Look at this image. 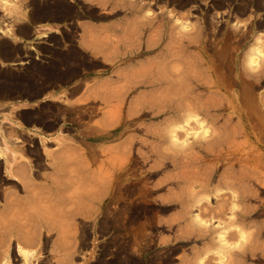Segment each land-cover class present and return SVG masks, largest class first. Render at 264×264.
Listing matches in <instances>:
<instances>
[{
  "label": "rangeland",
  "instance_id": "374dc122",
  "mask_svg": "<svg viewBox=\"0 0 264 264\" xmlns=\"http://www.w3.org/2000/svg\"><path fill=\"white\" fill-rule=\"evenodd\" d=\"M4 1L6 0H0V52L17 60L14 61L16 63L0 66V101L33 98L46 88L70 84L74 77L81 76L78 82L69 86L74 91L64 90L58 96V100L36 102L32 104L33 106L24 109H16L6 103L0 106V147L5 148V151H2L4 160H10L9 163H13L12 165H15L14 162L18 160L22 163L19 164L21 167L24 164L22 159L30 160L31 168L28 166L30 169L27 165H24L25 169H23L24 166L19 168L22 172L26 170L27 173L28 169H32L29 171L31 178H34V183L38 185L40 183L39 186L35 184L36 190H41L42 186H52V183L58 184L57 182L62 180L58 186L62 187L63 182H68L63 183V186L68 185L67 188L70 190L69 193H67L69 190L66 191L65 195L67 193V195L79 196L83 193L81 196L85 199L87 196H83L84 193L88 190L87 195L91 192L90 190H94L93 184L102 171V161L121 156L124 145L129 141V144L132 143V146L128 144V152L132 153H130L131 156L135 157L133 150L137 147L148 158H145L143 165L134 163V158L129 156L131 166L129 170L127 168L123 170L125 180L123 185H120L122 188L119 193L116 192L118 198H106L107 201L105 200L102 207L94 201L90 212L65 217L58 208L44 211L49 201H39V203L36 200L39 204L36 203L40 221L45 226L39 224L36 234L37 245L34 244L36 247L32 245L36 249V256L33 258L35 262L37 264H196V255L200 252L195 250L202 247L204 238H196L191 233L193 227L196 228L195 225L189 221L188 224L184 220L185 218L189 220L188 216L196 213V207H191V213L186 214L182 219L179 213L183 211L180 208L167 210L164 207L166 196L180 193V189L175 185L180 180L177 176L187 168L185 163H175L169 158L165 159L164 163V159L158 160L160 157L153 156L155 154L150 148H152L151 144L157 143V140L156 135L151 133L155 124L150 122L157 123L159 118L157 117L158 120H156L144 115L133 101L130 112L133 114L131 116L134 125L131 123L127 129V125L122 124L112 138H98L102 132L101 125L116 128L121 121L118 117L126 110L124 108L126 99L133 96L136 98L137 91L132 87V82L137 79L138 71L150 59L163 60L164 58L170 63L175 62L176 59H181L182 63L201 62L200 73L208 76L209 83H211V77H214L216 81L218 78H224L226 93H217L214 96L217 101L215 106L218 107L217 114L220 113V116L214 124H207L209 134L207 133L206 138L210 136L209 140L213 144L211 151L216 156L211 162L200 163V168H193L201 172L206 166L214 177L206 191L195 188V199L204 204L208 198L211 207L217 209L223 205L222 203L227 204V207L230 206L231 203H227L231 201L229 196L236 195L235 193L242 194L244 191L243 205L237 203L233 210L225 208L222 218L214 215L211 219L205 220L207 222L209 220L208 223L211 221L212 226L222 223L227 229L231 228L229 231L235 234L234 229L237 226L230 219L232 212L239 213L240 210H244L246 221L241 243L237 235V238L235 235L229 238L230 241L233 240L231 243H237L233 251L243 248L247 250V253L254 252L252 255L246 254L245 261L240 264L245 262L246 264H264V57L255 67L249 66L244 57L255 37L258 36L260 42L264 41V0H136V2L133 0L137 5L145 4L147 7L144 6L143 9L132 7L128 9L129 4L123 7L110 5L115 4V1L103 3L98 0H72L71 4H68L65 0H31L38 11L42 13L47 11L49 14L52 12L56 18L63 16L65 20L69 15L81 14L92 22L96 21V32L103 49L102 51L101 48L91 49L93 52H101V56H90L85 51L73 46L69 47L61 34H58V37L56 35L47 37L44 35L45 31H41V35H44V39L50 40L52 44L49 47L32 48L30 43V48H27L14 43L13 40L17 39V36L15 32L13 36L11 25L13 21L21 17L20 14L16 16L19 11L17 7L19 6L20 10L22 8L27 10L30 0H9L16 5V11L11 9L8 1L6 3ZM148 8L149 10L140 12ZM134 13L139 15H136L137 17L129 15ZM167 13L170 14V18H178L179 23L181 21L190 23V30L187 28V31L181 33L176 28L172 32L170 23H167V26L161 25L159 16L165 17ZM122 14L128 16L122 17ZM148 16L151 19H148ZM163 21L166 22V20ZM3 24H6L5 27H1ZM159 25L163 28L159 29ZM231 25L235 29L234 32L231 30ZM166 32H172V35ZM251 32L254 38L250 35ZM73 35L74 30H69L65 34L67 37H73ZM173 36L178 37L177 42H172L173 38L172 40L170 38ZM146 37L148 39L162 37L161 42H163L160 44L163 47L166 45L165 48L173 51V55L170 52V56L164 54L154 57L155 53L148 52L146 49L149 44ZM92 39L95 40L96 36H92ZM160 44L152 46L151 50L160 47ZM178 44L188 47L186 54L175 53V46ZM41 48L46 50V61L43 60ZM199 91L206 92L201 89ZM75 92H78L77 97H73ZM112 105L116 107L117 116L116 114L114 116L112 112L108 113V107ZM222 120L228 123L227 135L223 134V128L220 127ZM141 121L144 127L140 126ZM35 126L39 132L32 131ZM192 126L189 125V127ZM47 130L55 133L53 135L47 133L48 137H51L45 138L42 132ZM147 131H150L151 135ZM190 132H201V130L198 126H194ZM4 133L8 135L6 138ZM35 133L39 134L37 135L40 139L38 143ZM200 136L182 135V137L177 136V139L178 142H182L188 138L187 141L192 143L196 139L200 140ZM215 136L219 137L213 141ZM215 141H218L217 146ZM122 143L125 144L122 145ZM115 145L117 147L121 145L123 152L118 151L120 147L116 148ZM169 145L166 142L162 147H165L167 152H172ZM192 150L196 152L197 146L190 151ZM91 151L95 155L94 158L90 155ZM16 158L18 159L15 160ZM4 160H0V230L6 228L7 232L5 231L6 234H3L2 238L0 237V264L5 261L4 254L9 264H24L22 257L16 255L14 251L15 236L9 233L10 223L13 221L10 220L13 217L9 213L12 211L6 208L11 201V192L16 193L18 198L21 196V199L30 196V189L24 185L29 184L26 182L30 181L29 173L25 174L28 178L25 175L22 178L26 183L20 182L22 184L17 186L10 183L6 180L2 169ZM159 161L163 164L161 165ZM109 163H111L110 160ZM150 166L153 168L149 169ZM22 172L19 173L24 174ZM58 175L62 177L59 178ZM147 186L150 191L148 189L144 191ZM190 187L184 188V192L190 191ZM47 192H51L50 188H47ZM61 194L58 193L60 197H63ZM41 203L45 206L44 210ZM200 212L198 214L201 217ZM42 219L46 223H43ZM226 220L229 222L227 223ZM190 228L192 229L189 230ZM193 242L194 247H199L190 248ZM5 248L8 249V253H4ZM213 251L215 250L205 251V256L212 255L214 262L212 261L211 264H217L219 257ZM225 253L227 254L224 256L225 259L223 258L225 261L221 264H232L233 258L229 252Z\"/></svg>",
  "mask_w": 264,
  "mask_h": 264
},
{
  "label": "bare ground",
  "instance_id": "6f19581e",
  "mask_svg": "<svg viewBox=\"0 0 264 264\" xmlns=\"http://www.w3.org/2000/svg\"><path fill=\"white\" fill-rule=\"evenodd\" d=\"M7 1L9 2L8 4L11 5L10 6L11 9H13L15 11L17 9L19 10L17 12L18 14H21L22 12H24V13L26 12V10H24V11L22 9L20 10L19 6L16 9V5L14 3H10L11 1H9V0H6L4 2L6 3ZM99 1H101V0H98V2ZM102 1L104 3L105 0H102ZM106 1H109V0H106ZM135 2H136V0H135ZM135 2L133 0H115V4L112 3L110 5L123 7L124 5L129 4V6H127L128 9H129V7H130V9H131V7L137 8V9H141L142 7L143 8L147 7L145 4L137 5V4H135ZM5 3H4V5H7ZM114 6H111V7H114ZM11 9H9V10H11ZM6 10H7V8H6ZM144 10L145 11L149 10V8L144 9ZM143 11H140V12H143ZM24 13H22V15L26 14V13L25 14ZM132 13H133V11H132ZM166 15L167 16L163 15L165 17H162L161 15H160L161 17L159 16V19H160L159 23H161V25H164V26H167V23H170L169 26H170V29L172 32H173V29L178 28L180 30V32L182 33L183 31H187V28L189 29V26H191L190 23L187 24V23L182 22L181 20H180L181 23H179L178 18H170L169 13H167ZM145 17L147 18L146 14H145ZM148 19H151V18L149 17ZM169 19H170V22H169ZM163 20H166V22ZM161 25H159V27ZM234 26H236V25H234ZM162 28L160 27L159 29H162ZM184 29H186V30H184ZM163 30H165V29H163ZM231 30H232V32L235 31V29L232 25H231ZM160 31L162 33V30H160ZM172 32H168V33L170 35H172ZM12 33L14 36V31ZM168 33L166 32V34H168ZM170 35H169V37H170ZM242 35L244 38V36H245L244 33ZM250 35H252V32L250 33ZM252 36L254 38V35H252ZM172 38H173L172 42H177L178 37L173 36L170 39L172 40ZM260 38H261V36H260ZM161 40H162V37H156L155 39H152V38L148 39L149 44L147 45L146 49L148 50V52H154L155 53L154 57L163 56L164 54L165 55L169 54L167 56H170L171 51H168L167 47L165 48L166 45L164 47L161 45L163 42V41L161 42ZM260 41H259L258 36L255 37L254 42L252 44H250V46L247 48V50L245 52L244 57L246 59V63H248V65L251 67H255V66L259 65L261 59L264 57V52H263L264 41H262L263 43ZM160 42H161V44H160ZM157 44H160V47H157L156 49L151 50L152 46H155ZM243 45L245 46V44H243ZM175 47H176L175 53H181V54L185 53L186 54V52L188 51L187 46L184 47L183 45L178 44ZM172 52H171V54H172ZM154 59L153 60L150 59L148 62H146L145 65L142 67V69H140L138 71V73L136 75L137 79L133 80L132 87L136 89L137 95H136V98L134 96L130 97V98L128 97L127 99L125 98L126 102L124 104V106H125L124 108H126V110L122 112V115L120 117H118V119L121 118L120 124L119 125L117 124L116 125L117 127L113 128V129H112V127H107L105 124L101 125L100 131H102V132L100 135H98L99 136L98 138H100V139L101 138L106 139L109 137L112 138L114 133L116 132V130L122 124H126L127 129L130 127L131 123H132V125H134V122H133L132 116H131L133 114L130 112V107H131V104H133V101L135 104H137L139 106V110H142L141 112H143L144 115H147L150 118H155L156 120H158L157 119V117H158L159 120L157 123L150 122L151 124H155V127L153 126V128H154V130L156 128V132H154V130H151V133L153 135L154 134L156 135L157 143L156 142H154V143H156L158 145V146H156V144H151L153 149L149 147L152 150V152H154V154H155L153 156L160 157V158H158V160L161 158L164 159L163 160L164 163H165V159H167V158L173 160V162H175V163H177V162H180L182 164L185 163V167L187 168L186 171H184V172L181 171L179 173V175L177 176L179 178L176 177L177 179H180L175 184L178 186L177 188L180 189V191H179L180 193H178L177 195L172 193L173 195L171 194L169 196H166V198L164 199V201H165L164 207L167 208V210L171 209V208H175V207L180 208L183 211L182 213H179V214H181V216H180L181 219L184 218L186 214L191 213V207H193V206L196 207V213L190 214L188 216L189 220H187V218L184 219L185 221H187V223L189 221V223H192L195 225L196 228L193 227V229L190 228L189 230L192 229L191 233H193L196 238H198V239L204 238L203 244L201 243L202 240H200L201 242L199 241L202 244V247H200V249L197 248L199 246L194 247V242H193V246L190 247V248H192V247L197 248L195 251L200 252L198 255H196V258H197V260L195 261L196 264H211L212 261L214 260V258L211 257L212 255H210L209 257L205 256L206 255L205 251L208 252L210 250H215V251H213V253L218 255L217 257H219V260L218 259L217 260L219 262H217V264H221L225 261V260H223L224 256L227 255L225 252H229L230 256L233 258L232 264H240L243 261H245L246 254H248V253H250V255L254 254V252H252V251H248V253H247V250L243 249V248L239 249L237 251H233L234 248L237 246V243H231L233 240L232 241H230L231 239L229 240V238H232L233 235H235V236L237 235L240 237V239L239 238L238 239L240 240V243H241V240L243 239V234H244L243 226H244L245 221H246V213L244 212V210L243 211L240 210L239 213H233L232 212V215H231L232 217L230 219L237 226V227L235 226L237 229L236 228L234 229L235 234L233 233V231H229L231 228L227 229L222 223L216 222L217 224L212 226L210 224L211 221H210V223H208L209 220L207 222V220H205V219L206 218L211 219L212 217H214V215L221 216V218H222V216L225 213V208L233 210V209H235V206L237 203L245 202L244 201L245 195H243L244 191H243V193L241 191L242 194L235 193L236 195H232L231 197L229 196V199L231 198V201H229V202L227 201V203L228 204L231 203L230 206L228 205V207H227V204L225 205V203H222L223 205L222 206L218 205L219 207L217 209H214L213 207H211V205L209 204L208 198H206V203H204V204L200 203V201L195 199V193H194L195 188H197V187L200 188L201 191H203V190L206 191L209 184H210V181L214 177L212 172L207 170L206 166H205V170H203L201 172H199L197 170H193V168L194 167L200 168L199 167L200 163L211 162L213 157L216 156V155H214L213 151H211L212 150L211 145H213V144L209 140L210 136L208 139L206 138L208 136L207 133L209 134L208 129H207V124H214L215 121L217 120V118L220 116V113L217 114L216 108H218V107H215L217 105L216 104L217 101H216L214 96L217 95V93H221V94L226 93V84H225L224 78L223 79L218 78L216 81V79H214V77L213 78L211 77V83H209V81L207 82L208 76H206L205 73H200V68L202 67L201 62L199 63V62L195 61V64H193L194 62L193 63H187V62L182 63V62H180L181 59H176L175 62L170 63L169 61H165L164 58H163V60H156V59L154 60ZM165 59H167V58H165ZM198 61H200V59ZM243 64H245L244 61H243ZM202 70H203V68H202ZM207 70L209 71L208 68H207ZM209 72H211V70ZM200 89L204 90L206 92L202 93L199 91ZM108 109H109L108 113L112 112V114L115 116L116 107L114 105H112V106H109ZM116 116H117V114H116ZM141 123H142V121H141ZM141 123H140V126L144 125L143 123L142 124ZM150 123L148 122V124H150ZM137 124H139V123L137 122ZM227 124L228 123L225 120H222V122L220 124V127L223 128V131H224V132L223 131L222 132H223V134L225 133V135H227L226 134ZM135 125H136V122H135ZM146 125H147V123H146ZM189 125H193V126L189 127ZM194 126L195 127L198 126V128L201 130V132H195V133L190 132V130ZM142 127H144V126H142ZM148 127H149V125H148ZM134 128H136V127H134ZM138 128H140V127H138ZM124 130H126V129H124ZM229 131H230V129H229ZM148 132L151 135L150 131H147V133ZM191 134L196 135V136L201 135L200 136L201 139L200 140L196 139L197 141L195 140V142L191 143V142L187 141L188 138L187 139L183 138L184 140L182 142H178V139H177L178 137H182V135L185 136V135H191ZM153 135H152V137H153ZM6 136H8V135L5 134L4 137L6 138ZM217 137H219V136H217ZM217 137L215 136V138H213V141L215 139H217ZM125 141H127V140H125ZM129 142H128V144H129ZM166 142L170 144L169 146L172 149V152H169V151L167 152V150L164 149L165 147L164 148L162 147V145H165ZM123 144H125V143H122V145ZM128 144L126 143L124 145V152H123V147L121 145L118 146V147H120L118 151L123 152V154L121 156H118V158L107 159L105 161L104 160L102 161V167H101L102 171H100L101 174L99 173L100 174L99 176L97 175L98 178L97 179L95 178L96 180H95V183L93 184V185H95L94 190L93 191L90 190L91 192H88V194L86 195V193L88 191L87 190L84 193L85 195H83V196H87V197H85V199H83V197L81 196V194H83V193L79 194V196H71L69 194L67 195V193L70 192L69 188H67L68 185L63 186V183H65V182H63L62 187H59L58 184L60 181H62L60 179H59L60 181L58 180L59 182H57V180H56V182L58 184L52 183V182H54V181H52L51 182L53 184V185L51 184L52 186L49 185V187H47L46 185H44L47 188H50L51 192H47V188L43 187V186L41 188V190H43V191L36 190V188H37L36 186L38 185V183L37 184L34 183L35 182L33 180L34 178L32 179L31 174L29 173V171L32 170V169L29 170L31 168V161L27 160V159L23 160L22 158H20V160L22 159L21 161L24 162L22 167L24 165H27V167L28 166L30 167V168L28 167L29 168L28 169L29 178H28V176L25 175L27 173V171L23 170V169H25V166L22 169L23 172L19 168V167H21V165H19V164H22V163L17 160L18 158L15 159V160H17V162L16 161L14 162L15 165H12L13 163H9L10 160L9 161L4 160V155H3L2 151H5V148L3 149V147H0V160H4L3 161L4 166L2 169L4 171V176H6V180L9 181L10 183L16 185V186L19 184H22L20 182H23L24 179L22 180V178H24L25 176L30 180V181H26V182H29L28 185H26L27 184L26 182H23V184L26 183V184H24L25 187L26 188L28 187L27 189H30V192H29V190L26 189V191H28L30 193V196L28 198L26 197L25 199L24 198L21 199V196H20V198H18L16 193L11 192V194H10L11 201L9 202V205L7 204L8 207L6 208L7 210L12 211V213H9L10 215L12 214V217H13L12 219H10L13 221L10 223L11 225L9 224L10 225V227H9L10 232L9 233H11L12 236H15V238L13 237L15 239V242H16L15 245H13L14 249H15L14 251H16V255L22 257V261L24 264H37L35 262V259H33L36 256V249L34 248L36 246L34 244L37 245L36 234L38 233V228L40 227L39 224H42V222L40 221V217H39L40 215H38V210H37L38 209L37 205H39L38 202L39 201L45 202V200L49 201L48 204L46 205V208H45L46 210L43 209L45 207V206H43L44 204L43 203H41L42 205L40 204L41 207L43 206L42 209L44 211H48L47 209L51 210L54 208H58L65 217L66 216L70 217V216H73L75 214H79L81 212L89 211L93 205L92 202H94V201H97L101 206V205L105 204L104 202H105L106 198H112V199H114L113 197L118 198V196H116V192H117V194L119 193L120 188H122V187H120V185L121 184L123 185V181L125 180V178H123V174H124L123 170L126 168L128 169L129 166H131L129 156H131L132 153L130 152L131 153L130 154L128 152ZM131 144L132 143H130L129 145H131ZM194 144H196V145H194ZM140 145H141V143H140ZM142 145H144V143ZM217 145H218V143L215 146H217ZM196 146H197L198 150L196 152H193V150H192V152H191L190 150ZM7 147H8V145H7ZM113 147H112V149H113ZM115 147L118 148L117 145H115ZM121 147H122V149H121ZM133 148H135V147H133ZM170 148H168V149H170ZM129 151H130V149H129ZM133 151H135V153H134L135 157H134V155L131 157L134 158V161H133L134 163L143 164L146 161V159H148V158H146L147 155H144L143 152L141 153L140 149L138 150L137 147H136V150L134 149ZM200 151H202L203 153H199ZM92 152L93 151L90 152V155L92 158H94L95 155ZM178 152H181V153H178ZM57 154H59V153H57ZM14 156H16V155H14ZM109 160L111 163H109ZM6 161H7V163H6ZM86 161H88V160H86ZM25 163H27V164H25ZM106 163H109V164L105 165ZM162 164L163 163H161V165ZM61 165H62V163H61ZM157 165H156V169H158ZM17 166H18L20 171L18 170V168H16ZM150 168H153V167L150 166L149 169ZM19 172H22L24 174H21ZM86 172H88V170ZM28 173H27V175H28ZM154 174H156V173H154ZM23 175H25V176H23ZM66 176H64V178H66ZM60 177H62V176H59V178ZM176 178H175V181H176ZM68 179H69V177H68ZM92 182H94V180ZM66 183H68V182H66ZM35 184H36V186H35ZM24 185H23V187H24ZM39 185H40V183H39ZM188 186H191L190 191H187L185 193L184 188H188ZM90 189H91V187H90ZM147 189L150 191V188H148V186L144 189V191H146ZM37 191L39 192V194H37L38 193ZM66 191H68V192L65 195L64 193ZM58 193L59 194L62 193L63 197L62 196L60 197V195H58ZM76 193L78 195L79 192L77 191ZM73 194H74V192H73ZM27 195H28V193L26 194V196ZM229 195H231V194L229 193ZM36 200H38V202H36ZM36 203H37V205H36ZM243 204L244 203H242V205ZM1 210H2V208H1ZM197 210H198V212H200L199 210H201V212H200V214L202 215L201 217L199 216ZM47 213H49V212H47ZM40 214H41V211H40ZM50 214H51V212H50ZM203 216L205 218H203ZM178 218L179 217H177V219ZM49 219L51 220V217ZM42 221H43V219H42ZM222 222H225V221H222ZM228 222L229 221H227V223ZM43 223H46V222L43 221ZM42 225H44V224H42ZM49 225H50V223H49ZM44 226H42V227L44 228ZM189 227H191V226H189ZM45 230H46V228H45ZM5 231H6V228H5V230L4 229L0 230V237L1 238H2L3 234L4 235L6 234L7 231L6 232ZM237 236H236V238H237ZM195 241H197V239ZM22 245L24 247H22ZM32 245H34V247ZM25 246L26 247L28 246L29 249H27L28 247L25 248ZM7 250L8 249H6L4 251V253L7 252ZM201 256H203V257H201ZM4 257H5V259H4L5 261L3 264H9V262L7 261L8 258L6 257V254H4ZM245 264H246V262H245Z\"/></svg>",
  "mask_w": 264,
  "mask_h": 264
},
{
  "label": "crops",
  "instance_id": "0c3cea01",
  "mask_svg": "<svg viewBox=\"0 0 264 264\" xmlns=\"http://www.w3.org/2000/svg\"><path fill=\"white\" fill-rule=\"evenodd\" d=\"M67 1L68 4H71L72 0H65ZM76 1V0H74ZM102 1V0H101ZM106 1V0H105ZM112 1V0H109ZM115 1V0H113ZM30 6L26 10L22 8V10H26V14L22 15L18 20L12 22V29L15 32L17 39L13 40L15 43L21 44V46H25L27 48H30V43L32 44L31 47L35 46H42V47H49L51 46L50 40H46L43 38L44 35L52 36L56 35L57 37L59 36L58 34H61L64 38V41L67 43V45L73 46L77 48L78 50L85 51L87 55L90 56H101L102 53L99 51L93 52L91 48H101V51L103 49V45L101 44V41H99L98 38V32H96V21L92 22L88 18L82 16L81 14L79 16L75 15H69L67 18L61 16L56 18L54 14L51 12L49 14L47 11L46 13H42L37 10L36 5L31 3L30 0ZM143 11V10H142ZM145 11V10H144ZM143 11V12H144ZM20 13V12H19ZM132 15V14H129ZM139 14H133L132 16L137 17ZM16 16H19L16 15ZM122 17L128 16L127 14H122ZM4 22V20L2 21ZM9 25L8 23H6ZM3 24L1 27H5ZM90 24V25H89ZM69 30H74V35L73 37H67L65 34ZM41 31H45L44 35H41ZM92 32H94L92 34ZM96 36V39H92V36ZM12 38V37H11ZM30 50V49H29ZM40 51L42 52L43 60L46 61V50L44 48H41ZM0 66H6V64L9 63H16L17 59H12V56L7 55V54H2L0 52ZM2 61V62H1ZM18 63V62H17ZM81 76L77 75L76 77L73 78V82L70 84H63V85H58V86H53L50 88H46L45 90L39 92L36 97L33 98H15L11 100H2L0 101V106L5 105H12L11 107H15L16 109H24L27 107L33 106L32 104H35L36 102H46V101H54L58 100V96L62 94L64 90H68V92L74 91V89H71L69 86L73 85L74 83L78 82L80 80ZM78 92H75L73 94V97H77ZM72 97V98H73ZM8 101V103L6 102ZM3 103V104H2ZM2 104V105H1ZM20 105V106H19ZM13 121V120H12ZM16 125V124H15ZM33 132L37 131L39 132L37 126L32 129ZM44 131L42 134L45 138H50L51 136L48 137L47 133H50V135H53L55 132L54 131ZM39 135V134H37ZM36 135V141L37 143L40 142L39 137ZM47 135V136H46Z\"/></svg>",
  "mask_w": 264,
  "mask_h": 264
}]
</instances>
